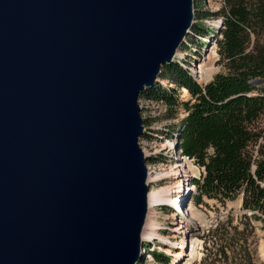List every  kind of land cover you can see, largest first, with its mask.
<instances>
[{"label":"water","instance_id":"1","mask_svg":"<svg viewBox=\"0 0 264 264\" xmlns=\"http://www.w3.org/2000/svg\"><path fill=\"white\" fill-rule=\"evenodd\" d=\"M193 18V0H0V264L142 262L138 97Z\"/></svg>","mask_w":264,"mask_h":264},{"label":"trees","instance_id":"2","mask_svg":"<svg viewBox=\"0 0 264 264\" xmlns=\"http://www.w3.org/2000/svg\"><path fill=\"white\" fill-rule=\"evenodd\" d=\"M193 1L195 18L216 14L222 17L223 28L216 41L221 70L201 84L172 61L161 66L159 77L184 87L190 98L181 102L174 87L160 83L147 87L139 97L166 103L170 114L179 105L187 110L178 146L183 155L205 170L201 181H195L197 193L192 199L196 205L204 198L224 204L241 194L243 232L248 230L251 217L264 224V129L258 132L255 126L264 112V45L260 41L264 33V0H225L213 14L204 10V0ZM192 31L204 35L207 28L197 23ZM253 142L258 143L255 158L249 149ZM216 229L206 234V238L214 237L215 241L210 240L214 251L206 248L199 264H213L216 255L235 262L239 249L227 242L231 237L228 232L217 235ZM243 240L246 244L247 237ZM149 260L155 264L170 261L166 254L152 252L150 259L144 257L136 264H147Z\"/></svg>","mask_w":264,"mask_h":264},{"label":"built area","instance_id":"3","mask_svg":"<svg viewBox=\"0 0 264 264\" xmlns=\"http://www.w3.org/2000/svg\"><path fill=\"white\" fill-rule=\"evenodd\" d=\"M213 1L204 0V10L212 14L219 11V7L218 11H213ZM215 1H217L219 6H223L225 3V0ZM209 2L211 4H208ZM202 20L204 24H201L207 28L206 34L199 35L192 31L194 24L200 22L201 19L196 18V20H193V25L182 44L176 50L173 61L186 69L197 82L205 84L212 79V75L209 77L206 75L203 78L202 74L205 73L206 69H210V73L215 66V62L218 61V46L216 41L221 35V30L220 32L218 30L219 28H223V23L222 17L217 14ZM210 20L212 23L207 24ZM156 83L174 87L175 90L179 91L178 94L181 102L187 101L190 98L188 91L182 86L173 85L168 83L167 80L159 78ZM138 102L140 115L143 120L141 136L145 141L152 144L148 147L146 142L147 147L140 146L149 161V164L146 166L149 187L167 188L168 197H170V203L168 204H155L157 206L155 215L160 218L161 222L159 229L165 230L166 233L171 231L170 235L159 234L157 229L155 237L141 239L144 257L148 259L152 252H162L169 255L170 252H167V250L170 248V251H172L171 247L175 245V243L169 242V238H172V235L176 233V238L180 240L181 232L185 231L188 225H191L192 220L188 219L189 216L186 211L189 206L181 205L180 200L188 199V203L190 202L193 195L197 193L195 181H201V177L205 175V170L204 167L197 165L194 159L183 155L178 146L179 131L183 128V120L188 114L187 110L179 105L170 114L168 105L160 100L139 97ZM240 211L244 212L241 207ZM203 229L204 227H199L200 231ZM190 232L191 230H189V234ZM169 243H171V246H168Z\"/></svg>","mask_w":264,"mask_h":264},{"label":"rangeland","instance_id":"4","mask_svg":"<svg viewBox=\"0 0 264 264\" xmlns=\"http://www.w3.org/2000/svg\"><path fill=\"white\" fill-rule=\"evenodd\" d=\"M215 1V0H214ZM212 5L213 11H218L221 8L217 4V1L214 2ZM194 3V1H193ZM208 4H211L209 2ZM193 20H196V18H193ZM213 21V20H212ZM204 24L203 20L201 19L200 22ZM211 20L207 24H211ZM206 24V25H207ZM254 39V36L252 35L251 40ZM260 41L264 45V33L260 35ZM216 66V67H215ZM214 68L209 73V70H205L204 77L206 75L213 76L216 72L221 70L220 65L215 62ZM203 77V78H204ZM161 79L160 77H158ZM168 86V85H167ZM169 87V86H168ZM179 91L175 90V95L179 97ZM139 98V97H138ZM139 104V102H138ZM255 126L257 127V131L261 132L264 129V112L260 115L258 120L256 121ZM146 142L148 144V147H150V144L148 141H145L142 136H140L139 139V145L141 147L146 146ZM257 144L256 142H253L250 144L249 149L253 154V157H256L257 154ZM149 164L148 158L146 160V166ZM158 187L153 186L150 187L151 191H155ZM180 203L183 206H192L202 217V220L205 222L204 229L202 231L199 230L198 224H196L197 221H192L191 225L187 226V229L185 232L189 235V230H191L190 234L193 236H196L197 238V257L194 259V261L190 264H199L200 260H202V257H204V253L206 251V248H212V251H214V247H212V242L210 240H214V237L206 238V234L209 229H215L217 228V232L221 235L222 233L225 234V231L228 232L227 236L230 237V240H227L230 245H236L237 249H239V253L236 255L235 262H232L229 260H226L223 255H216V259L213 264H264V224L262 221L251 217V220L249 222V228L246 231H242L244 227V219H243V213L240 211V203H241V196H238L236 199L227 201L225 204L220 203L217 200H212L208 198H204L201 202V204L196 205L194 202V199H191L188 203V199H181ZM149 206V212L150 221L154 222L157 227L156 231L158 229V233L162 235H170L169 231L166 233L165 230L159 229V225H161L160 218L155 215V210L157 209V206L151 201ZM149 214V213H148ZM191 221V220H190ZM233 227H236V230L233 229ZM244 237H247V243H244ZM170 242L175 243L173 247H171L169 256V264H178L175 260L173 253L177 249H179V238L173 239L169 238ZM240 245V246H239ZM245 245V246H244ZM178 246V247H177ZM238 252V251H237ZM149 256V254H147ZM150 259V258H148ZM181 260V259H179ZM150 263L147 264H155L152 263L151 260H149ZM209 263V261H205V264ZM211 264V263H210Z\"/></svg>","mask_w":264,"mask_h":264},{"label":"bare ground","instance_id":"5","mask_svg":"<svg viewBox=\"0 0 264 264\" xmlns=\"http://www.w3.org/2000/svg\"><path fill=\"white\" fill-rule=\"evenodd\" d=\"M202 74V72H201ZM205 74V73H204ZM202 74V77H204ZM148 183V181H147ZM149 184V183H148ZM149 194L147 196V203L150 204L152 201L154 204L164 203L168 204L170 203V197H168V191L167 188H158L155 191H151L149 187ZM187 214L189 216V220L197 221L196 224H198V227H204L205 222L202 220V217L199 215V213L192 207L189 206L187 209ZM147 218L144 224V227L141 232V239H151L156 236V227L157 225L150 221L149 216L151 211L148 210ZM177 235L174 233L172 235V238H176ZM167 240V239H166ZM168 241V240H167ZM170 242V241H169ZM179 249L174 251L173 256L178 264H190L193 262V260L197 257V238L196 236H193L191 234L187 235V232L183 231L181 232V238L178 242ZM168 246H171V243L168 244ZM121 251V250H120ZM126 251V250H125ZM123 252V251H122ZM133 250H130L129 255H132ZM167 252H170V248L167 250ZM130 256L128 258H130ZM181 259V260H179ZM124 263V262H123Z\"/></svg>","mask_w":264,"mask_h":264}]
</instances>
